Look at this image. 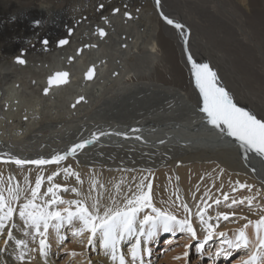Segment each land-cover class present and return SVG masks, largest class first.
I'll use <instances>...</instances> for the list:
<instances>
[{"label": "bare ground", "instance_id": "1", "mask_svg": "<svg viewBox=\"0 0 264 264\" xmlns=\"http://www.w3.org/2000/svg\"><path fill=\"white\" fill-rule=\"evenodd\" d=\"M213 1L215 4L208 5L204 11L214 20L208 27L202 28L212 31L216 36L214 40L218 41L216 44L225 48L227 53L242 58L246 64L244 69L252 74L255 82L259 79L264 84V47L249 30L250 23L256 24L258 21V25H264V20H246L243 17L246 13L236 11L224 0ZM177 2L161 0L160 7H157L156 0H0V20L44 18L49 25L63 17L68 24L65 32L58 37L68 36L69 39L66 45L58 47L57 36H51L45 45L41 44V36L34 33L27 36V32L20 30L19 35L12 36L14 38L9 44L0 43V187L7 188L9 181L12 185L27 186L25 176L28 177V185L35 186L36 176L41 175L40 193L43 194L50 186L47 176L57 171L55 164L42 168L32 165L20 167L10 160L11 156L50 159L54 150L62 153L73 143L89 138L94 131L127 132L130 136L128 139L115 135L101 137L98 143L86 146L76 157L62 161L61 169L73 162L75 169L72 172L76 175L65 176L60 171L51 184H60L62 189L72 184L80 195L70 188L67 192L59 191V197L63 200H69L65 196L83 200L90 195L100 198L105 205L111 203V197H115L123 203L124 195L131 197L136 185L131 190L120 192H117L116 186H120L123 174L124 178L127 177L128 170L138 169L141 174L147 173L153 177L151 196L154 206L167 209L178 219L187 218L196 234L195 239L200 238L197 245L203 244V248L197 250L198 260L194 263H199L206 244L211 241L209 250L212 253H209L207 264H219L215 260H224L225 257L217 256V251L221 247L227 248L226 244L222 245V240H234L240 229L236 231L231 228L224 236H211L205 242L209 224H206L207 227L201 224L197 213L204 209L206 220L227 209L215 203L218 195L225 192L224 188L229 189L232 185V181L226 177L227 172L233 173L234 177L237 175L244 183H254L264 192V157L254 152L245 154L235 138H221L219 129H214L202 119L205 115L200 111L203 99L196 88L192 66L184 53L183 40L179 30L167 25L160 13L185 26L194 60L207 63L216 72L217 83L224 86L237 107H249L254 103L260 112L263 106L258 99L256 102L250 101L249 96L246 101L242 98L240 103L241 96L237 89L231 88L222 79L224 74L216 62L220 60L228 70L234 61L233 56H224L213 50L214 55L209 53L212 57L208 59L204 55L207 43L200 39L196 42L189 29L198 17L176 10ZM191 3L198 11V0ZM113 9H119V12L114 13ZM125 11L130 13L131 18L124 16ZM216 12L226 13L227 20H218L224 17L222 13L215 20ZM261 16L264 17V14ZM26 21L22 23L24 27L27 26ZM68 28L72 30L69 35ZM99 28L105 30V36L99 35ZM211 28H222L220 31L224 36L220 37ZM78 48H81L80 53H77ZM15 56H21L25 62L17 63ZM145 56L150 58L148 69L140 71L138 67L134 68L135 62ZM89 65H94L96 75L93 79L85 80L83 73ZM54 69L68 70L69 82L53 86L47 94H43L46 77ZM254 80L249 81L250 87ZM20 92L32 94L33 99L16 98ZM79 97L83 99L77 101ZM132 129L140 131L132 133ZM135 135H140L142 139L137 141ZM160 140L164 143L160 144ZM201 163L210 165L198 168L202 166ZM105 173L106 178L102 179ZM77 174L81 175L79 180ZM185 204L189 208L187 213L183 207ZM58 207L70 206L62 204ZM149 211L145 210L146 213ZM14 219L18 228L13 229V235L17 239H26L29 248L34 251L30 254L31 258L26 255L23 262L18 261L14 242L10 240L7 247L4 245L6 229L5 234L0 235V248H4L0 252V264H113L110 256L104 254L99 240L93 246L87 244L88 232L74 234L80 227L78 223L61 229L63 240L49 229L46 239L49 251L47 257H43L39 251V237L35 242L25 237L24 224L18 214ZM255 221L258 220L252 222ZM243 230L249 241H256L253 224ZM67 233L71 235L67 237L71 243L63 242ZM162 234L166 233L161 232L159 236ZM159 236L149 241L150 252L156 248L154 244ZM192 240V234L188 232L167 233L161 247L153 250V253L164 252V256L155 264H187ZM176 244L181 246L177 247ZM130 247V243L124 242L120 249L128 260L131 259L128 255ZM253 250H229L231 255L238 256L234 257L232 264L246 261ZM64 252L68 254L67 258L62 263L55 261ZM149 254L144 255L143 259L145 263L154 264L148 261Z\"/></svg>", "mask_w": 264, "mask_h": 264}, {"label": "snow or ice", "instance_id": "2", "mask_svg": "<svg viewBox=\"0 0 264 264\" xmlns=\"http://www.w3.org/2000/svg\"><path fill=\"white\" fill-rule=\"evenodd\" d=\"M160 3L161 0H156L157 7H160ZM113 12H119V9H113ZM160 15L167 25L179 30V35L184 43V53L187 56L188 63L192 66L196 88L199 89L200 96L203 99V107L200 111L205 115L202 119L206 120L214 129H219L221 138L224 136L235 138V141L244 148L245 154L254 152L258 156L264 157V119H258L250 111L237 107L233 103L230 94L225 91L224 86L217 83L216 72L212 71L207 63H197L194 60L190 50L189 35L185 30V26L169 18L163 12ZM124 16L131 18L130 13L127 11L124 12ZM98 32L101 37L105 36L103 29H98ZM43 43L46 44L47 42L44 41ZM58 43L63 46L68 41L63 39ZM16 62L22 64L25 61L17 57ZM81 99L83 98L81 97ZM139 131L140 129L131 130L132 133H138ZM112 135L125 139L130 138L127 132L94 131L89 138H83L80 142L73 143L62 153L54 150V154L51 155L50 159L43 157L36 159L10 157V160L20 167L32 165L42 168L45 165H57V171L47 176L50 186L43 194L40 193L41 175L36 176L35 186L28 185V177L25 176L24 181L27 186L12 185L11 181H9L7 188L0 187V235H4L7 229V238L4 240V245L7 247L10 240L14 242L18 261L23 262L26 255L31 258L30 254L34 249L29 248L26 239H17L13 235V229L18 228L14 219L17 214L24 224L23 235L31 238L32 242H35L37 237H39V251L43 257H47L49 251L46 243L49 229L54 230L59 239L63 240L64 237L60 236L61 229L66 225L72 226L75 223H78L80 227L78 232L74 234L88 232L87 244L93 246H95V241L99 240L104 254L110 256L113 264H145L143 256L151 251L149 241L154 240L161 232L171 233L172 235L177 232H188L195 239L196 234L187 218L178 219L167 209L162 210L154 206L151 196V180H147V184H145L144 180H141L136 185V190L131 197L124 195L123 203L115 197L110 198L111 203L108 205L103 204L100 198H93L90 195L85 196L83 200H63L59 197V191L67 192L68 189H62L60 184H51L53 178L60 171L65 176L76 175V173L72 172L70 165L61 169L59 167L61 162L68 157H76L77 153L85 149L86 146L98 143L101 137ZM134 138L137 141L142 139L140 135H135ZM159 143L163 144L164 141L160 140ZM77 180H79V176H77ZM93 186H95V181H93ZM100 187L103 188V185H100ZM240 187L250 188L251 186L240 185ZM116 188L117 192H119V185ZM71 191L80 195L76 188H72ZM49 196L51 197L50 199H45ZM227 198V193H225V200ZM85 201H91V203H85ZM215 203L219 204L220 202L217 200ZM234 203L236 201H233ZM249 203H251L250 199ZM62 204L75 205L76 207L74 210L71 207L61 209L58 205ZM183 207L186 213L189 212L186 204ZM146 209L150 211L146 213ZM203 212L204 209H200L197 216L200 217L201 224H207ZM222 218L223 220L229 219L227 215ZM249 223L253 224L256 229V241H249L244 230L240 229L234 240H222V245L226 244L227 248L221 247L218 249L217 256L223 255L226 258L231 255L229 250L250 248L254 250L251 251L249 258L243 264H264V216H261L258 221H249ZM208 227L209 233L205 237V242L212 235L211 225ZM219 235L224 236V233ZM132 240L135 242L132 243ZM124 242L131 244L128 252L131 257L130 260L120 251ZM202 248L203 244L197 245L198 251ZM3 251L4 248H0V252Z\"/></svg>", "mask_w": 264, "mask_h": 264}, {"label": "rangeland", "instance_id": "3", "mask_svg": "<svg viewBox=\"0 0 264 264\" xmlns=\"http://www.w3.org/2000/svg\"><path fill=\"white\" fill-rule=\"evenodd\" d=\"M212 1L213 0H208L206 3V0H198V6L199 7H198V11H196L193 8L192 3L190 4V2H192V0H178V2H177L178 9L176 8V10L185 12L187 14L191 13V14H193V15H191V17H194V16L196 18L198 17L197 20H193V24H191V27L189 29H190V33L192 35H194V39L196 42H198V39H200V40H203L204 42L207 43L208 48H207V51L204 52V55L208 59H210V57H212L209 55V53L214 55L215 52L213 50L217 51L220 54H223L224 56H227V55L233 56L234 61L231 63V65H230L231 67L229 66L228 70H225V68L222 66V63L220 60L216 61L219 64L218 68H219L220 72L222 74H224V75H222V79L226 81L228 86L230 85L231 88L237 89L239 95L241 96L240 103L242 102V98L246 101L248 96L251 97L250 101L256 102V99H258V101L261 102V105L263 106L260 109V112H258V110H257L258 107L254 103L251 104L249 107H244V108L246 111H250L252 114L256 115V117H259L258 119H264V88H263L264 84L262 82L263 80L257 79V82H255L254 78L252 77V74H250L249 71L244 69V66L246 64L243 62L242 58H240L237 54L233 55V54L227 53L225 48H223L221 45L216 44L218 41L214 40L216 38V36L213 35L212 31L209 32V29L204 30L202 28L204 26L208 27L209 23H211L214 20L213 18L206 16L205 11H204V9H206V7H208V5L215 4L214 1H213V3H211ZM224 1H225L224 3L226 5L230 6L231 8L235 9L236 11H241V12L246 13L243 15V17H245L246 20H264V17L261 16L262 14H264V1L263 0H224ZM193 11L195 12V14ZM221 13L224 15V17H220L218 20H225V19L227 20V18H226L227 14L224 12H216V15H214L215 20L219 16H221ZM18 19L19 20H0V43H5V44L8 43L9 44L11 42V39L14 38L12 36L13 35H19L20 30H22V31L27 32V33H25L27 36L29 35V33H34V34H37L38 36H41V38H40L41 44H44L43 42L47 41V39L51 36H57V38H56L57 40L59 38H63L64 36L58 37V35L65 32L66 25L68 24L67 20L65 18L63 19V17L62 18L59 17L56 20H53V22H51L49 25H47L48 24L47 21H44L45 20L44 18H42L40 20H30V21L28 20L29 22L26 20H21V18H18ZM25 21H26L25 25H27L26 27H24V25L22 24ZM15 23H17V24H15ZM5 25H7V27ZM263 27H264L263 24L258 25V21H256V24L250 23V25H249V30L253 32L254 38L256 40H258L257 38H259V40L257 42L259 43V41H260L259 44H261L262 47H264V38H263L264 37V33H263L264 28ZM211 29L214 30L215 33L217 31V33L220 35V37L224 36L223 32L220 31L222 28L221 29L211 28ZM14 31H16L15 32L16 34L14 33ZM67 32H68V30H67ZM10 33H11V35H10ZM38 33H40V35ZM209 33H212V34L209 35ZM203 35H204V37H203ZM65 37L68 38V36H65ZM209 47H210V49H209ZM218 49H220L221 52ZM16 57H18V56H15V58ZM19 57H21V56H19ZM15 58H14V61H15ZM149 59H150L149 57L145 56V57L141 58L140 60H137L134 64V68L138 67L140 69V71L147 70L148 67L150 66ZM233 67L238 71H234ZM252 80H254V84H253V86L251 85V87H250L249 81H252ZM24 94L25 93L20 92V93H18V96H16V98H24L25 100H32L33 99L32 94H30V93H26L25 95ZM152 101H154V100H152ZM136 104H141V103L136 102ZM201 164H202V166H199L198 168H205V167H208L210 165V164L204 165L203 163H201ZM69 165L71 166V170L75 169L73 162H72V164L69 163L67 165V167H69ZM186 166L189 167L188 165H186ZM105 175H107V173L103 174L102 179L106 178ZM124 175L125 174H123L120 178L121 179V184H120L121 188H120L119 192L131 190V189L135 188V185L139 184L141 180H144L145 184H147V180L153 181L152 176H150L147 173L141 174L138 169H136V170L132 169L131 171H128L126 178H124ZM0 176H1V174H0ZM77 176H79V179L81 178L80 174H77ZM70 177H72V175H70ZM226 177H228V179L232 181L231 186H233V187L230 186L229 189H228V187L224 188L225 192H222L221 194H219L216 200H218L220 202L221 206L227 207V209L225 211L217 212L215 214L216 217L206 219L207 223L209 225H211V232H212L211 236L212 237H215V236L219 237L220 235L218 233L219 232L221 233V231H225L224 234H226V233H228V231L231 230V228L236 229V231H237V228L243 229V228H245V225L250 224L249 221L259 220L261 218V216H264V192L261 189H259L254 183H252L250 181L249 182L245 181V183L242 182V180L237 175L234 177L233 173L227 172ZM240 185H250L251 187L250 188L249 187H240ZM72 186L73 185L70 184V187L67 186L66 188L70 189V188H72ZM233 189H235V191H233ZM225 193H227V197H228L227 200H225ZM65 197H67V199H69V200H79L78 197H75V198L71 197V196H65ZM249 199L251 200V203H249ZM153 201H154V199L152 198V202ZM233 201H236V203L233 204ZM68 206L73 208V210L76 207L75 205H68ZM248 214H251L252 216H249ZM224 215H227L229 217V219L223 220L222 217ZM217 217H218V219H217ZM213 221H216V222H213ZM204 225L206 226V224H204ZM207 229H208V233H209V227ZM166 235H167V233L162 234L158 237L156 244H154V246H156V248H154L153 250H156L159 247H161V243L163 242V237ZM70 236L71 235L67 233L66 234V240H64L63 242L64 243H71L70 242L71 240L69 238L67 239V237H70ZM199 240H200V238H196L190 242L188 257L186 260L187 264H207V259L210 256L209 253H212V252H210L211 250H209L212 247L210 245L211 241L208 244H206V248H205L206 250L203 253L202 259L199 261V263L198 262L194 263V261L198 260V255H196V254H197V243L199 242ZM212 241H214V240H212ZM176 245H177V247L181 246L180 244L179 245L176 244ZM153 250H152V252H150V254L147 258H148V261L151 260L155 264V263H157V261L162 256H164L163 255L164 252H160V253L154 252L153 253ZM236 255L237 254L227 256L224 260H221V259L217 260L216 259L215 261H216V263H219V264H232L233 259L238 257ZM67 256H68V254L64 252L60 256V258L56 259L55 261L62 263L63 260H65V258H67ZM199 258H201V255ZM243 262L244 261L241 260L238 264H243ZM65 263H66V261H65ZM145 264H149V263L146 262Z\"/></svg>", "mask_w": 264, "mask_h": 264}, {"label": "water", "instance_id": "4", "mask_svg": "<svg viewBox=\"0 0 264 264\" xmlns=\"http://www.w3.org/2000/svg\"><path fill=\"white\" fill-rule=\"evenodd\" d=\"M99 29H102V28H99ZM104 30V29H103ZM105 32V30H104ZM72 33V30L69 29L68 30V34H71ZM99 33V32H98ZM67 40L69 41V39L67 37H63V38H59L57 40V46L58 47H61V45H59V41L60 40ZM64 46V45H63ZM85 47H88L87 44H85ZM81 52V48H78L77 49V53H80ZM19 57V56H18ZM17 58V57H16ZM15 58V59H16ZM22 58V57H20ZM23 59V58H22ZM72 58H70L71 60ZM24 60V59H23ZM23 64V63H22ZM91 70V71H90ZM96 75V70H95V67L94 65H89L84 73H83V77L85 80H90V79H93L94 76ZM69 79H70V73L68 70L66 69H60V70H54L51 74H49L47 77H46V85L44 86V88L42 89V93L43 94H47L50 90L51 87L53 86H60V85H65L66 83L69 82ZM47 90V91H46ZM80 97L77 98V101H80Z\"/></svg>", "mask_w": 264, "mask_h": 264}]
</instances>
